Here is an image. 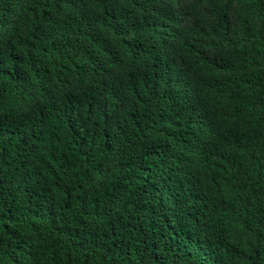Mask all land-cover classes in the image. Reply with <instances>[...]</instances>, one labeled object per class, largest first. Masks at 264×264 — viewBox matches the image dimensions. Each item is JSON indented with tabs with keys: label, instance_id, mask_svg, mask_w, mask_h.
I'll return each instance as SVG.
<instances>
[{
	"label": "trees",
	"instance_id": "16d2710c",
	"mask_svg": "<svg viewBox=\"0 0 264 264\" xmlns=\"http://www.w3.org/2000/svg\"><path fill=\"white\" fill-rule=\"evenodd\" d=\"M0 264H264V0H0Z\"/></svg>",
	"mask_w": 264,
	"mask_h": 264
}]
</instances>
